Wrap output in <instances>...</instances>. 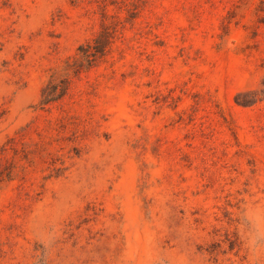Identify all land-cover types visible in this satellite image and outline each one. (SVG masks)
<instances>
[{"label":"rangeland","instance_id":"1","mask_svg":"<svg viewBox=\"0 0 264 264\" xmlns=\"http://www.w3.org/2000/svg\"><path fill=\"white\" fill-rule=\"evenodd\" d=\"M0 264H264V0H0Z\"/></svg>","mask_w":264,"mask_h":264}]
</instances>
